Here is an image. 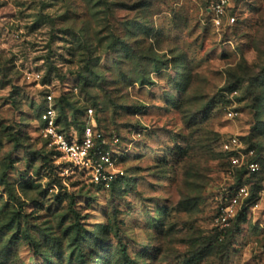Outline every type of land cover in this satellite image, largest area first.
I'll use <instances>...</instances> for the list:
<instances>
[{
	"label": "rangeland",
	"instance_id": "obj_1",
	"mask_svg": "<svg viewBox=\"0 0 264 264\" xmlns=\"http://www.w3.org/2000/svg\"><path fill=\"white\" fill-rule=\"evenodd\" d=\"M212 18L205 0H0V264H264V0ZM46 95L67 134L92 109L120 183L49 144ZM230 136L260 171L221 225Z\"/></svg>",
	"mask_w": 264,
	"mask_h": 264
},
{
	"label": "built area",
	"instance_id": "obj_2",
	"mask_svg": "<svg viewBox=\"0 0 264 264\" xmlns=\"http://www.w3.org/2000/svg\"><path fill=\"white\" fill-rule=\"evenodd\" d=\"M209 4V11L212 13V22L215 26L222 25L226 11L231 4V0H205ZM235 17H228L229 25L235 23ZM235 92L230 93L233 96ZM45 100L47 106L41 114V123L44 138L49 140V144L53 146L61 155L78 166H91L92 178L97 183H104L107 186L116 179L109 170L113 164V155L106 149V141L104 137L96 131V121L93 118L91 108L86 109V121L84 122L82 132L80 134L74 132L67 134L60 131L56 121V111L51 104V96L46 95ZM237 113L233 110L227 112L229 119H234ZM117 139L113 143H117ZM221 149L228 154L231 166L236 169L242 168V160L240 158V142L235 136L227 137L221 143ZM249 173H258L259 165L255 162L247 165ZM250 194L244 184H237L223 191L219 197L218 218L221 225L233 219L236 212L242 209H248L254 204L249 201Z\"/></svg>",
	"mask_w": 264,
	"mask_h": 264
},
{
	"label": "trees",
	"instance_id": "obj_3",
	"mask_svg": "<svg viewBox=\"0 0 264 264\" xmlns=\"http://www.w3.org/2000/svg\"><path fill=\"white\" fill-rule=\"evenodd\" d=\"M236 87H232V88H227V89H225L224 91L225 92H232L233 90H236L235 89ZM53 107H54V109H55V106L53 105ZM45 109V108H44ZM44 109H43V111H44ZM61 110H63V109H61ZM42 111V112H43ZM55 111H56V109H55ZM42 112H41V114H42ZM56 121H57V124H58V121H59V119H58V113L56 112ZM60 128V127H59ZM82 129H83V127L82 128H80V130H79V132L81 133L82 132ZM60 131H62V132H64V130L63 129H61L60 128ZM236 183L237 184H245L244 182H242L243 180V177L244 176H248V178H247V180H250L252 177H255V176H257V173H255V174H250V175H248L249 174V172L247 171V169H245V168H240V169H238L237 171H236ZM250 176V177H249ZM122 181V179H117L116 181H113V182H111L110 184H109V187L110 188H113L116 184H118V183H120ZM253 192V191H252ZM256 197V195L254 194V193H252L251 195H250V198H249V201H252L253 200V198H255ZM247 210L248 209H242V210H240V211H238L237 213H236V215L233 217V219L230 221L231 222V225L233 224V223H235L240 217H242V216H244V215H246V213H247ZM225 230H227V228L226 229H223V231H225ZM222 232V231H221Z\"/></svg>",
	"mask_w": 264,
	"mask_h": 264
}]
</instances>
